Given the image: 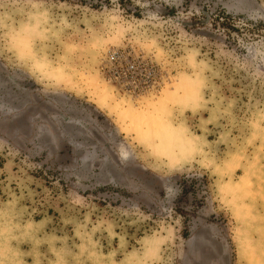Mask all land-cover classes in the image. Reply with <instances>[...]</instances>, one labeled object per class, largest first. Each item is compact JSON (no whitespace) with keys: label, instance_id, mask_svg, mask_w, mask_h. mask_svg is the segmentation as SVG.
<instances>
[{"label":"rangeland","instance_id":"374dc122","mask_svg":"<svg viewBox=\"0 0 264 264\" xmlns=\"http://www.w3.org/2000/svg\"><path fill=\"white\" fill-rule=\"evenodd\" d=\"M0 264H264V0H0Z\"/></svg>","mask_w":264,"mask_h":264},{"label":"built area","instance_id":"2783aa9c","mask_svg":"<svg viewBox=\"0 0 264 264\" xmlns=\"http://www.w3.org/2000/svg\"><path fill=\"white\" fill-rule=\"evenodd\" d=\"M98 71L118 94L130 98L148 95L157 85L156 68L127 48L107 50L99 61Z\"/></svg>","mask_w":264,"mask_h":264},{"label":"trees","instance_id":"16d2710c","mask_svg":"<svg viewBox=\"0 0 264 264\" xmlns=\"http://www.w3.org/2000/svg\"><path fill=\"white\" fill-rule=\"evenodd\" d=\"M215 18L216 19H213L214 22H216L218 25H221V26L224 25V24L218 22L217 17H215ZM190 188L192 189L191 186L185 187V184L183 183V185L181 186V189L179 191V198H184L186 196V194H187V189H190ZM175 212L178 213V214H181V212H179L177 210Z\"/></svg>","mask_w":264,"mask_h":264}]
</instances>
